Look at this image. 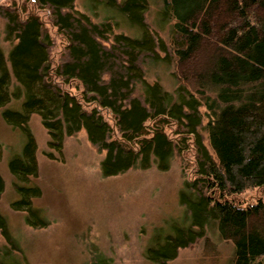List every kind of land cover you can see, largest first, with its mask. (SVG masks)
I'll return each instance as SVG.
<instances>
[{
  "label": "trees",
  "instance_id": "trees-1",
  "mask_svg": "<svg viewBox=\"0 0 264 264\" xmlns=\"http://www.w3.org/2000/svg\"><path fill=\"white\" fill-rule=\"evenodd\" d=\"M98 1L142 36L91 21L75 0L0 4L4 39L12 43L6 54L0 48V115L25 135L7 165L20 195L12 208L29 213L31 225L44 224L31 201L39 189L23 185L38 173L29 127L37 114L60 155L64 138L85 129L92 146L105 151L104 176L152 163L167 170L174 155L191 153L184 180L190 192L181 200L191 223L148 248L156 264H169L192 246L205 225L233 243V264H263L264 201L243 205L240 195L264 188V0H163L168 43L149 28L147 0ZM157 48L165 57L158 58ZM166 58L179 79L173 92L148 82L141 68L144 59ZM13 99H22L19 108L6 105ZM45 154L55 158L51 150ZM3 189L0 176V197ZM0 235L19 249L2 214ZM3 248L0 264H27Z\"/></svg>",
  "mask_w": 264,
  "mask_h": 264
},
{
  "label": "rangeland",
  "instance_id": "rangeland-1",
  "mask_svg": "<svg viewBox=\"0 0 264 264\" xmlns=\"http://www.w3.org/2000/svg\"><path fill=\"white\" fill-rule=\"evenodd\" d=\"M8 1L0 0V4ZM75 1L76 9L91 21L108 22L113 32L142 36L126 16L106 3ZM162 8L163 0H147L146 21L151 31L168 43L170 26L161 18ZM4 25L0 17V48L6 54L12 43L4 39ZM156 54L158 58L165 57L159 48ZM166 59H144L141 68L148 82L157 81L173 92L179 79L175 67ZM21 100L13 99L6 105L19 108ZM29 127L37 143L38 173L28 176L23 185L39 189V195L31 201L44 224L31 225L29 213L12 208L20 195L14 190L16 179L7 165L21 152L25 135L12 129L0 115V176L4 180L0 214L20 249H12L0 235V254H6L5 246L10 249L11 259L27 264H156L148 257V248L158 245L176 228L191 223L188 207L181 202L190 192L184 180L191 165L185 163L192 160L191 153L174 155L167 170H159L152 163L147 168L134 166L120 174L104 176L100 161L105 151L92 146L85 129L64 138L60 155L49 147L47 131L37 114L30 116ZM204 143L208 147L206 140ZM49 150L55 158L46 156ZM258 200L264 201V188L249 189L240 195L243 205ZM205 229L203 237L180 249L169 264H233V243L223 240L216 226L205 225ZM261 262L264 264V258Z\"/></svg>",
  "mask_w": 264,
  "mask_h": 264
}]
</instances>
